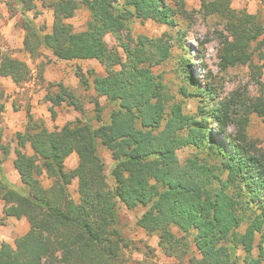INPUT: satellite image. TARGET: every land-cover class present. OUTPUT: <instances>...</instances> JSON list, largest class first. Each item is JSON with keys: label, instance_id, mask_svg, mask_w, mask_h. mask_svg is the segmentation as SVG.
Here are the masks:
<instances>
[{"label": "trees", "instance_id": "16d2710c", "mask_svg": "<svg viewBox=\"0 0 264 264\" xmlns=\"http://www.w3.org/2000/svg\"><path fill=\"white\" fill-rule=\"evenodd\" d=\"M15 1L21 7L23 50L29 57L37 60L46 48L61 60H98L105 74L78 71L80 84L85 89L92 87L97 94L94 104L99 121L103 105L98 97H105L114 108L110 121L96 127L77 119L53 130L28 109L27 125L15 136L13 165L21 186L10 181L3 169L11 149L8 143H2L0 119V200L5 203L4 217L26 218L29 223V230L17 237L15 245L1 243L0 264H126L122 248L129 247V240L117 227L121 204L128 209L146 208L137 225L147 233H156L159 246L168 256L185 244V237H178L174 231L178 229L193 234L200 264H233L239 247L245 254V264H264V150L248 138L249 116L237 119L234 135L211 134L208 117L222 128L231 119L211 88L197 90L206 99L201 101V110L207 112V104L212 103L210 116L197 119L184 114L179 104L168 112L165 84L153 71L155 58L167 54L164 39L183 40L179 20L188 18L186 0L44 1L54 15L48 33L28 15L30 0ZM200 1L202 11L222 17L229 31L228 36L220 37L221 66H253L257 52L264 67V0H259L256 14L233 8L231 0ZM82 5L90 15L86 29L76 32L68 20ZM135 20H153L177 31L162 37L140 34L125 41L121 32ZM108 34L117 36L121 50L108 46ZM41 65L38 74L44 80ZM0 77H10L21 86L32 77V68L3 52L0 45ZM48 85L58 88L50 98L54 119L56 107L67 99L75 105L78 96L75 89L62 82ZM250 108L249 113L264 119V95L258 96ZM4 109L0 104V115ZM100 146L114 160V184L108 180ZM186 146L206 156L194 154L183 162L177 151ZM28 147L31 153L25 150ZM74 152L77 166L67 169L66 159ZM43 174L51 180L48 187L42 184ZM74 180L78 182L79 201L70 198ZM253 207L259 212L248 217ZM247 218L252 221L240 233L236 229ZM257 232L261 240L258 256L254 257Z\"/></svg>", "mask_w": 264, "mask_h": 264}, {"label": "rangeland", "instance_id": "374dc122", "mask_svg": "<svg viewBox=\"0 0 264 264\" xmlns=\"http://www.w3.org/2000/svg\"><path fill=\"white\" fill-rule=\"evenodd\" d=\"M44 1L51 0H30L32 8L28 15L35 19L45 33L51 32L54 15L53 9L48 7ZM189 14L188 18L179 20L182 27L183 40L164 39L167 48L166 56L155 58L153 71L162 76L165 84L167 96V109L171 111L174 105L179 104L184 114L193 115L201 119L204 115L212 114V103L207 104V112L201 110V101L205 97L197 93L198 89L211 88L213 95L228 109L231 119L225 128L218 126L217 122L208 117L209 132L221 136L235 134L236 121L240 117L249 116L247 134L249 140L258 148L264 150V119L256 113H249L252 102L260 95H264V67L254 52L253 66L236 65L223 68L220 64L221 35H229L225 20L219 15H206L202 11L200 0H186ZM231 6L237 10L246 9L249 13L256 14L259 10V0H231ZM21 7L15 0H0V45L2 51L20 60L26 61L32 68V77L17 86L10 77H0V104L5 105L4 111L0 115L3 126L2 143H8L12 150L18 131H24L28 118L27 110L37 118H42L51 129L61 128L69 121L81 119L84 122L98 126L100 122H109L113 105L106 101L105 97H98L103 105L101 121L97 119L94 99L97 94L90 87L85 89L81 86L78 71L87 73L93 70L99 75L105 74L104 66L96 59L65 61L56 58L51 50L42 48L43 56L33 61L23 50V39L25 31L23 29V15ZM90 12L83 5L80 6L75 16L68 20L76 32L85 30ZM176 29L170 26L153 21L135 20L128 29L122 30V38L128 41L140 34L150 37H162L164 33L175 35ZM177 37V36H176ZM105 40L109 47L121 50L120 40L116 35L108 34ZM256 48V43L253 44ZM264 49V47H263ZM42 63V76L38 74L39 64ZM191 74V79L190 75ZM48 77V78H47ZM92 81V77L89 78ZM53 84L62 82L65 85L77 84L76 94L78 96L75 105L70 104L71 99L56 107V117H51L49 110L52 102L51 97L58 93V88ZM28 151L29 149H25ZM99 152L106 162V173L108 180L114 184L111 170L114 160L111 153L103 146L99 147ZM1 153V149H0ZM206 156V153L198 152L191 146L182 147L177 151L181 161H185L194 154ZM9 157L4 163L10 165ZM74 162L67 160V167H73ZM13 165V164H11ZM4 169V167H3ZM14 169V168H13ZM5 172V171H4ZM12 173L9 175L14 180L16 177ZM1 178V175H0ZM42 184L45 187L51 185V180L43 174ZM13 182V181H12ZM14 183V182H13ZM18 185V184H17ZM22 185V184H21ZM70 198L79 201L78 182L74 180L70 185ZM4 201L0 200V241L1 238L10 237L14 232V227L8 225L4 217ZM145 207L139 206L128 209L124 205L119 207V220L117 227L122 231L123 236L129 240V247H123L122 253L126 259V264H200L197 260L198 249L194 243L193 234H184L178 229H174L178 237H185L182 249H178L173 256H168L159 246V237L156 233H147L137 225V221ZM259 211L255 207L247 212L248 217H254ZM252 218H247L236 230L244 233ZM25 232L21 230V234ZM261 240V233H256L253 256H258L257 245ZM2 243V242H1ZM227 246L229 241L224 242ZM1 245V244H0ZM193 256V257H192ZM245 254L239 247L234 257L233 264H245Z\"/></svg>", "mask_w": 264, "mask_h": 264}, {"label": "crops", "instance_id": "0c3cea01", "mask_svg": "<svg viewBox=\"0 0 264 264\" xmlns=\"http://www.w3.org/2000/svg\"><path fill=\"white\" fill-rule=\"evenodd\" d=\"M65 61L68 62V60H65ZM67 86H69V87H71L73 89H77V87H78L77 84H73V85H69L68 84ZM15 146L16 145L14 143V145H13L14 149H15ZM14 149L12 150V153H10V155H9L10 165L8 163H4L3 167H4V171H5V174L8 177V179L10 181H13L15 184H18L19 186H21L22 183H21L20 176H19L17 170L15 169L14 165H11V164H13V160H14V158L16 156V154L14 152ZM28 149H29L28 152L31 153L32 152L31 148L28 147ZM68 159H70L71 161H73L75 163L73 167H70V168L67 167V160ZM77 163H78V155H77V153L74 152L66 159V162H65L66 168L67 169H73V168H75L77 166ZM11 173L13 175H15V173L17 174L16 177L14 178V180L9 177V175ZM6 221H7L8 225H12L14 227V232H13V234L10 237L1 238L0 244L3 241H7L10 244L15 245V241H16L17 237L22 235L21 234V230H23L25 233L29 230V223H28L26 218L17 219V218L12 217V216L8 217L6 219Z\"/></svg>", "mask_w": 264, "mask_h": 264}]
</instances>
